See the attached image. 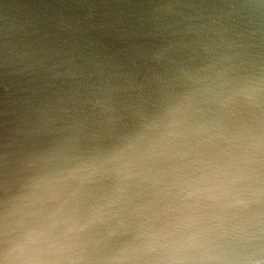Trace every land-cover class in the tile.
Wrapping results in <instances>:
<instances>
[{
  "label": "clouds",
  "instance_id": "clouds-1",
  "mask_svg": "<svg viewBox=\"0 0 264 264\" xmlns=\"http://www.w3.org/2000/svg\"><path fill=\"white\" fill-rule=\"evenodd\" d=\"M0 264H264V0H0Z\"/></svg>",
  "mask_w": 264,
  "mask_h": 264
}]
</instances>
